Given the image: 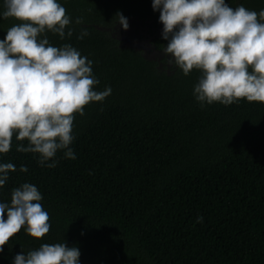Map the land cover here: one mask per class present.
I'll list each match as a JSON object with an SVG mask.
<instances>
[{"label":"trees","instance_id":"1","mask_svg":"<svg viewBox=\"0 0 264 264\" xmlns=\"http://www.w3.org/2000/svg\"><path fill=\"white\" fill-rule=\"evenodd\" d=\"M57 2L73 35L61 40L48 32L50 44H71L91 60L94 90L110 87L111 94L76 115V159L58 151L55 167L41 166L38 154L16 150L28 142L15 137L0 154V164L16 168L0 187V202L10 204L14 188L33 184L51 225L42 239L22 228L0 264L45 243L77 247L79 264H264V103L202 107L193 95L201 73L185 76L168 63L153 0ZM225 3L264 10V0ZM5 10L0 0V40L19 23L4 19ZM117 12L128 20L126 36L147 40L158 59L118 40ZM83 29L89 35L77 39Z\"/></svg>","mask_w":264,"mask_h":264},{"label":"clouds","instance_id":"2","mask_svg":"<svg viewBox=\"0 0 264 264\" xmlns=\"http://www.w3.org/2000/svg\"><path fill=\"white\" fill-rule=\"evenodd\" d=\"M4 6L3 18L19 23L0 40V154L11 150L15 137L28 142L18 145V152L38 154L41 166L53 168L58 151L76 159L70 147L75 117L83 116L90 103L102 102L111 88L94 90L99 81L93 62L71 44H50L48 32L61 40L73 35L72 21L57 0H4ZM152 7L160 12L168 63L185 76L200 71L193 95L202 107L240 100L264 103V10L233 8L225 0H153ZM116 17L127 30L128 20L119 12ZM75 23L82 24L83 18ZM87 35L83 29L77 39ZM15 171L13 163L0 164V187ZM42 199L35 185L24 183L12 190L10 204L0 202V252L22 228L35 239L49 233ZM80 255L75 246L45 243L27 255L17 254L14 264H79Z\"/></svg>","mask_w":264,"mask_h":264},{"label":"rangeland","instance_id":"3","mask_svg":"<svg viewBox=\"0 0 264 264\" xmlns=\"http://www.w3.org/2000/svg\"><path fill=\"white\" fill-rule=\"evenodd\" d=\"M113 32L120 42L129 46L139 48L146 57L158 59V57L160 56V52L152 49L147 40H144L143 38L133 39L130 36H126L124 29H121L119 25H117V28Z\"/></svg>","mask_w":264,"mask_h":264}]
</instances>
